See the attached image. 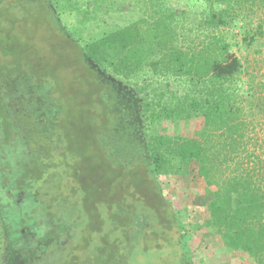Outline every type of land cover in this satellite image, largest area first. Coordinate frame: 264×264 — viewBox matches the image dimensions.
I'll use <instances>...</instances> for the list:
<instances>
[{"label": "trees", "instance_id": "obj_1", "mask_svg": "<svg viewBox=\"0 0 264 264\" xmlns=\"http://www.w3.org/2000/svg\"><path fill=\"white\" fill-rule=\"evenodd\" d=\"M263 48L264 0H0V264H191L161 184L191 166L264 264Z\"/></svg>", "mask_w": 264, "mask_h": 264}, {"label": "rangeland", "instance_id": "obj_2", "mask_svg": "<svg viewBox=\"0 0 264 264\" xmlns=\"http://www.w3.org/2000/svg\"><path fill=\"white\" fill-rule=\"evenodd\" d=\"M38 21H42L40 17L36 18ZM29 25H33L34 18L28 19ZM41 33V27L38 26L37 37ZM232 36H236L232 40ZM240 37L237 31H229V41L232 45V52L238 57H246L243 51H239L235 43L239 42ZM264 53V48H263ZM249 59L252 60L255 57L253 50L249 52ZM261 68V67H260ZM264 73V64L261 68ZM192 125L173 126L170 128L180 130V134L190 135ZM161 184L165 195L170 199L174 206L179 210L178 217L185 226L188 232L194 234V239L199 240L197 244V251L192 255L187 256V259L191 264H253V262L246 258L241 253H235L224 247L220 237L209 229H205L203 226V219L206 217L207 204L210 200V196L204 189L202 182L197 178L195 173V166H191L188 176L180 177L172 182H168L165 179L161 180ZM160 243V242H159ZM153 249V248H152ZM166 250L153 249L139 259L138 264H169V260L172 254L166 252ZM59 253H54L50 257H47L40 264H57L60 261ZM126 260L132 261L131 256H126Z\"/></svg>", "mask_w": 264, "mask_h": 264}]
</instances>
